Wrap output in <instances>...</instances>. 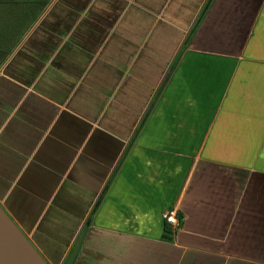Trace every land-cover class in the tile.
<instances>
[{
    "label": "crops",
    "instance_id": "0c3cea01",
    "mask_svg": "<svg viewBox=\"0 0 264 264\" xmlns=\"http://www.w3.org/2000/svg\"><path fill=\"white\" fill-rule=\"evenodd\" d=\"M0 204L49 264H264V0H51L0 66Z\"/></svg>",
    "mask_w": 264,
    "mask_h": 264
},
{
    "label": "trees",
    "instance_id": "16d2710c",
    "mask_svg": "<svg viewBox=\"0 0 264 264\" xmlns=\"http://www.w3.org/2000/svg\"><path fill=\"white\" fill-rule=\"evenodd\" d=\"M50 2L51 0H0V66L8 59ZM203 16L202 13V18ZM200 21L201 18L197 20L193 31ZM179 218L182 219V216L179 215ZM88 226L89 224L86 225L87 228ZM172 236L173 231L167 225L164 240L172 241Z\"/></svg>",
    "mask_w": 264,
    "mask_h": 264
},
{
    "label": "water",
    "instance_id": "95a60500",
    "mask_svg": "<svg viewBox=\"0 0 264 264\" xmlns=\"http://www.w3.org/2000/svg\"><path fill=\"white\" fill-rule=\"evenodd\" d=\"M0 264H49L1 204Z\"/></svg>",
    "mask_w": 264,
    "mask_h": 264
},
{
    "label": "built area",
    "instance_id": "2783aa9c",
    "mask_svg": "<svg viewBox=\"0 0 264 264\" xmlns=\"http://www.w3.org/2000/svg\"><path fill=\"white\" fill-rule=\"evenodd\" d=\"M163 219L165 220L167 224H170L173 226L178 225L179 219H178L177 212L175 210H172V211H169L163 214Z\"/></svg>",
    "mask_w": 264,
    "mask_h": 264
}]
</instances>
